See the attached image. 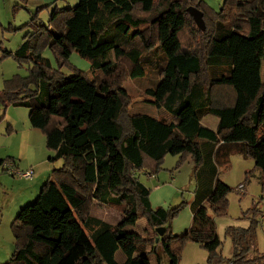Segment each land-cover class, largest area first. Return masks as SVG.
Wrapping results in <instances>:
<instances>
[{
	"label": "trees",
	"instance_id": "obj_1",
	"mask_svg": "<svg viewBox=\"0 0 264 264\" xmlns=\"http://www.w3.org/2000/svg\"><path fill=\"white\" fill-rule=\"evenodd\" d=\"M190 7L203 12L205 30ZM37 18L18 49L0 56L29 65L27 76L4 80L0 107L29 108L50 161L62 164L17 214L15 253L5 264H160L161 246L179 264L188 242L208 251L203 264H264L256 207L246 212L248 227L226 228L230 257L216 223L234 189L219 177L225 145L254 160L264 192V0H223L221 9L207 0H79L55 6L47 25ZM46 47L57 67L43 55ZM73 52L91 63L93 76L71 65ZM65 64L74 73L62 72ZM155 67L158 83L150 79ZM129 79L143 102L170 117L134 113ZM205 115L218 117L216 129L202 122ZM168 155L180 156L179 166L190 158L195 164L193 219L182 234L172 222L187 203L153 207L152 189L140 178L162 171ZM95 204L121 212V222L92 214ZM140 219L145 233L129 229Z\"/></svg>",
	"mask_w": 264,
	"mask_h": 264
},
{
	"label": "rangeland",
	"instance_id": "obj_2",
	"mask_svg": "<svg viewBox=\"0 0 264 264\" xmlns=\"http://www.w3.org/2000/svg\"><path fill=\"white\" fill-rule=\"evenodd\" d=\"M78 3L79 0H0V40L2 41L0 56H2L3 49H7L10 52H14L16 49H18V47L23 43L25 35L33 30L32 26L26 25L31 22L32 18H34L36 15L38 17L36 24L47 25L51 11L55 6L68 7L75 6ZM216 5V9H221L220 4ZM43 55L48 57L55 67L58 66L56 58L50 47L43 49ZM69 62L71 65L79 68L81 71L87 72L91 76L94 75L91 69V63L88 60L82 58L77 52H73L71 54L69 57ZM160 67H155V70L152 74L153 76L150 77L152 81L157 83L159 82L158 70ZM72 68V66L70 67L69 65L65 64L61 70L66 74H72L74 73ZM28 73L29 65L24 63L22 66H20L14 56L9 55L7 57L0 58V90L4 87L5 79H10L17 74L27 76ZM124 86L128 90L129 94L134 98V106L132 108L134 113L139 112L148 113L154 116L163 115L170 117V114L167 111L158 110L154 106L142 101V98L139 95L140 87L133 79H129ZM18 110L24 111L23 113L16 114V112H19ZM28 111L30 112L29 108L26 107H15L11 105L6 108L0 107L1 154L11 149L10 142L16 138L15 135L11 133L12 130H9V128L11 129L12 127V119H18L19 121L22 119L25 120L28 115ZM216 118L218 117L214 115H205L202 118V121L208 126H214L213 120ZM259 135H264V127L260 131ZM15 148L16 147L14 145L12 149L14 150ZM217 158L220 171L219 177L222 180H225L224 182H226L232 188H234L228 196V213L226 215L216 217L217 232L222 241L221 251L224 256L232 255V241L226 234V227L228 225L248 227L250 223L249 218L244 212L252 207L256 202L254 207L257 208L259 212V219H261V223L257 232V248L260 252L264 253V210H262V200H264V198L260 202L261 196L264 197V192L259 183L261 172L255 167L254 160L244 156L237 144L225 145L222 147L221 153ZM180 159V156L168 155L162 165V169H160L163 171L162 179L166 180L167 183L173 182L174 185L180 189L174 192L164 188V194L162 196H158L157 194L153 195L154 200L152 204L153 207L162 206L165 208H170L181 204L182 202L187 203L172 222L174 232L175 224L179 222H182L181 224H183L180 229H184L186 225V218L184 217L185 210H188L192 213L190 202L194 198V190L196 186L193 175L195 166L193 159L190 158L179 166L178 163ZM3 163L0 164V167L2 166L4 168ZM51 163L52 167H60L62 164L60 160L52 161ZM248 171H252L253 173L251 172V177L248 180H245V173ZM11 175L13 174L9 173V176ZM5 176L6 174L2 173L0 170V181H2L1 179ZM140 178L150 189H152L153 192H155V188H153V185L147 179V174L141 173ZM175 178L176 180L173 181ZM167 183H160V186H163ZM240 183H244L246 188L244 189L243 185L242 188L240 187L241 190L238 189ZM5 185L7 187V192L11 194L12 183ZM239 191L241 193L245 192V194L242 195ZM258 201L260 203H257ZM90 209L92 214L102 217L114 225L121 222L122 214L114 208H106L95 204L92 205ZM13 210L14 201L9 203L5 191L0 188V264H5L15 253V239L11 228L15 216V211L13 212ZM191 215L192 217L189 222V226L192 223L193 213ZM243 217H246V219ZM147 228L148 225L145 219H140L135 226L129 227V229H133L141 233H145L144 230ZM189 243L193 242H188L185 245L180 257V261L183 259L186 247ZM201 248L208 254L207 250H205L203 247ZM190 263V260H187V264ZM183 264L186 263L184 262Z\"/></svg>",
	"mask_w": 264,
	"mask_h": 264
},
{
	"label": "crops",
	"instance_id": "obj_3",
	"mask_svg": "<svg viewBox=\"0 0 264 264\" xmlns=\"http://www.w3.org/2000/svg\"><path fill=\"white\" fill-rule=\"evenodd\" d=\"M207 1L215 8L217 6L216 4H220V5L222 4V0H207ZM18 111L19 112H16V114L23 113L24 110H18ZM29 113L30 112L28 111V115L25 120L22 119L21 121H19L18 119H12L11 133L15 135L16 138L15 140H11L10 142L11 149L7 150L5 153L2 154L0 153L1 154L0 160H3L5 158L6 159L10 158L11 160L15 161L16 166L20 169L26 170L32 168L34 170V177L32 179H24V178L22 179L21 177H17L13 175H11L12 177L9 176L8 171L5 170V168H3L2 166L0 167L1 172L6 174V176L1 179L2 181H0L1 182L0 188H2L5 191L9 203L14 201V210H13V212L15 211L14 220L23 206L36 199L42 188L43 183L46 181V179L48 178V176L50 175L53 169L52 163L50 161L52 152L46 147L45 133L39 128L31 127L29 121ZM213 124L214 126H209V127L212 129H216L219 124V119L218 118L214 119ZM14 145L18 149L15 148L13 150L12 148ZM162 174L163 171H161L157 175L156 174L147 175V179L153 185V188H155V192L152 191L151 193L152 204L154 200L153 195L157 194L158 196H162L164 194L163 192L164 188L168 190H172L174 192L180 189L179 187L175 186L173 182L167 183L166 180L162 179ZM175 180L176 178L173 179V181ZM11 183H12L11 185L12 193L9 194L7 192V187L5 184L8 185ZM160 183H167V184L160 186ZM241 185H244V189L246 188L244 183H240L238 189H240ZM241 194L244 195L245 192ZM263 198L264 197L261 196L260 202ZM260 202L258 201L257 203ZM262 203H263L262 210H264V200H262ZM254 204L256 205V202ZM254 204L253 206H255ZM249 209H251V207ZM248 210L245 211L244 213L248 212ZM191 214H192L191 212L185 210L184 217L186 218V225L184 229L181 230L180 228L183 225L181 224L182 222L175 224L176 233L182 234L189 228V222L192 217ZM243 218L246 219V217ZM228 226H234V225H228ZM187 254H188V258H187ZM226 257H230V256H226ZM207 259H208V254L200 247L199 244L193 242L187 245L185 250V255L179 264L181 263L183 264L184 262L187 264V260H190L191 262L190 264H203L207 261Z\"/></svg>",
	"mask_w": 264,
	"mask_h": 264
},
{
	"label": "water",
	"instance_id": "obj_4",
	"mask_svg": "<svg viewBox=\"0 0 264 264\" xmlns=\"http://www.w3.org/2000/svg\"><path fill=\"white\" fill-rule=\"evenodd\" d=\"M189 12L194 18L196 24L202 29H206V24L204 21L203 17V12H201L199 9L196 7H190ZM157 231L159 234L162 236L165 233V228H158ZM158 255L160 257V264H171L170 258L168 255L164 252L163 247L161 246L160 249L158 250Z\"/></svg>",
	"mask_w": 264,
	"mask_h": 264
},
{
	"label": "built area",
	"instance_id": "obj_5",
	"mask_svg": "<svg viewBox=\"0 0 264 264\" xmlns=\"http://www.w3.org/2000/svg\"><path fill=\"white\" fill-rule=\"evenodd\" d=\"M3 166H4L5 170H7L9 173H11L13 175H17L21 178L32 179L34 177V170L32 168H29L26 170L20 169L16 166L15 161H13V160H8V161L4 162ZM242 187H243V185H241V188Z\"/></svg>",
	"mask_w": 264,
	"mask_h": 264
}]
</instances>
